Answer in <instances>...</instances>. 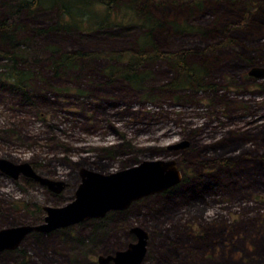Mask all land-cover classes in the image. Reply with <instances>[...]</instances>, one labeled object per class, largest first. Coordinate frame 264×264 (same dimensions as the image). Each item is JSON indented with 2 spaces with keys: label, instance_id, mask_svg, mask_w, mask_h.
<instances>
[{
  "label": "rangeland",
  "instance_id": "rangeland-1",
  "mask_svg": "<svg viewBox=\"0 0 264 264\" xmlns=\"http://www.w3.org/2000/svg\"><path fill=\"white\" fill-rule=\"evenodd\" d=\"M230 1L190 10L149 0L163 23L191 26L179 34L168 27L154 32L156 47L185 51L191 65L207 64L201 89L168 88L175 72L163 60L143 65L142 89H132L117 75L108 77L109 66L121 65L107 52L134 49L137 28L37 32L53 25V8L8 17L5 9L16 0H0V19L13 24L15 42H0V49L18 53L16 67L29 73L26 87L15 88L4 80L9 62L0 57V159L26 162L66 185L56 195L21 173L12 178L0 171V229L40 224L42 207L72 199L81 168L107 173L142 160H172L184 173L174 187L123 211L33 231L1 252L0 264H97V255L134 241L132 227L147 236L141 264H264V76L247 74L264 68V0ZM120 5L114 19L128 24L131 12ZM50 48L103 55L54 71ZM181 141L187 146L166 148Z\"/></svg>",
  "mask_w": 264,
  "mask_h": 264
},
{
  "label": "trees",
  "instance_id": "trees-1",
  "mask_svg": "<svg viewBox=\"0 0 264 264\" xmlns=\"http://www.w3.org/2000/svg\"><path fill=\"white\" fill-rule=\"evenodd\" d=\"M184 7L197 9L202 8L206 1L210 0H169ZM248 3H252L247 0ZM149 0H16L14 8L5 9L8 17L17 16L21 11H31L33 13L40 8L54 9L56 17L53 25L47 29H35L37 32H80L82 34H92L96 31L110 30H129V28H137L139 30L135 41L134 49H125L122 51H108L107 56L110 61H115L121 66L113 69V66L107 68L108 77L111 79L114 75L122 78L132 89H142L143 80L147 77L143 73V65L149 61L163 60L174 72V78L167 86L170 89H184L188 87L201 89L202 76L205 73L206 65H191L186 59V52H162L154 44L152 35L156 31H164L168 27L173 34L188 31L191 26L184 23H175L170 21L165 24L153 15L148 9ZM233 2V3H230ZM230 4L244 3L246 0H231ZM122 5L127 6V10L131 12V17L128 19V24L116 21L114 15ZM263 8V7H262ZM264 9V8H263ZM120 16H123L121 14ZM231 26H229L230 28ZM13 24L9 19H0V42L14 44ZM33 30V29H32ZM206 31L202 30L201 34ZM55 57H50L49 61L52 64V69L55 71L58 68L67 69L75 66L78 59L100 57L101 52H59L53 50ZM0 57L9 62L4 66V80L8 81L15 88L24 89L28 83L29 73L21 68H17L19 54L15 52L3 51L0 49ZM107 155H111L109 148L105 150ZM137 162H134L135 164ZM182 171V170H181ZM182 181L184 173L182 171Z\"/></svg>",
  "mask_w": 264,
  "mask_h": 264
},
{
  "label": "water",
  "instance_id": "water-1",
  "mask_svg": "<svg viewBox=\"0 0 264 264\" xmlns=\"http://www.w3.org/2000/svg\"><path fill=\"white\" fill-rule=\"evenodd\" d=\"M249 76H264V68L252 67ZM181 141L168 145L167 149H179L186 145ZM0 171L16 178L18 174L32 178L54 193L64 189L65 183L37 175L26 162L10 163L0 159ZM79 182L73 197L58 207H43L45 216L37 225H16L0 229V251L16 248L22 238L31 231L48 232L81 222L84 219L101 218L109 211L124 210L148 195L163 192L177 185L181 174L172 160H142L131 166L107 173L79 169ZM136 237L134 243L112 254L98 255V264H140L145 253L146 234L138 227L130 229Z\"/></svg>",
  "mask_w": 264,
  "mask_h": 264
},
{
  "label": "flooded vegetation",
  "instance_id": "flooded-vegetation-1",
  "mask_svg": "<svg viewBox=\"0 0 264 264\" xmlns=\"http://www.w3.org/2000/svg\"><path fill=\"white\" fill-rule=\"evenodd\" d=\"M187 143V142H186ZM188 144V143H187ZM187 144L185 145V146H187ZM176 167H177V165H176ZM180 171V174L182 173V171L181 170H179ZM66 187V185L64 186V188ZM59 193H61V191L59 192ZM59 193H54V194H59ZM141 199V198H140ZM42 210H43V207H42ZM125 210V209H124ZM44 211V210H43ZM120 211H123V210H119V211H117V212H120ZM110 212H112V211H109V212H107L106 214H108V213H110ZM105 214V215H106ZM104 215V216H105ZM45 216V215H44ZM43 216V217H44ZM103 216V217H104ZM103 217H101V218H103ZM101 218H91V219H101ZM85 220H89V218L88 219H84V220H82L81 222H78V223H82V222H84ZM77 224V223H76ZM72 225H75V224H72ZM69 226H71V225H69ZM69 226H66V227H69ZM66 227H60V228H56V229H62V228H66ZM56 229H54V230H56ZM130 230V229H129ZM51 231H53V230H51ZM51 231H48V232H51ZM31 232H33V231H31ZM31 232H29V233H31ZM35 232H37V231H35ZM131 232V231H130ZM28 233V234H29ZM37 233H40L39 231L37 232ZM41 233H46V232H41ZM131 233H133V232H131ZM28 234H26L25 236H27ZM133 235H134V233H133ZM25 236L22 238V240L25 238ZM134 237H135V235H134ZM21 240V241H22ZM20 241V242H21ZM136 241V237H135V239H134V241H132V242H130V243H134ZM146 241H147V236H146ZM20 244V243H19ZM129 244V243H128ZM145 246H146V243H145ZM18 247V246H17ZM15 249V248H14ZM9 250H11V249H3V250H1L0 251V253L1 252H3V251H9ZM144 255V254H143ZM98 256V255H97ZM97 258V257H96ZM143 258V257H142ZM141 261H142V259H141ZM97 263V262H96ZM98 264V263H97ZM108 264H111L110 262L108 263ZM140 264H141V262H140Z\"/></svg>",
  "mask_w": 264,
  "mask_h": 264
}]
</instances>
